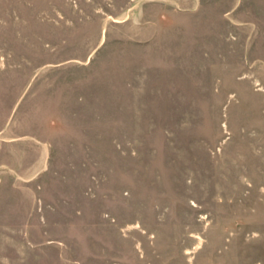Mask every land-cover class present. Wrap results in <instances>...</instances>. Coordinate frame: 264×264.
<instances>
[{"label": "rangeland", "instance_id": "1", "mask_svg": "<svg viewBox=\"0 0 264 264\" xmlns=\"http://www.w3.org/2000/svg\"><path fill=\"white\" fill-rule=\"evenodd\" d=\"M0 264H264V0H0Z\"/></svg>", "mask_w": 264, "mask_h": 264}, {"label": "crops", "instance_id": "2", "mask_svg": "<svg viewBox=\"0 0 264 264\" xmlns=\"http://www.w3.org/2000/svg\"><path fill=\"white\" fill-rule=\"evenodd\" d=\"M42 142L39 141V145H45V144H41ZM40 159V158H39ZM37 160L35 162H33L30 166V170L32 172V177H31V180L36 177V175H38V173L41 171V166H40V160Z\"/></svg>", "mask_w": 264, "mask_h": 264}]
</instances>
